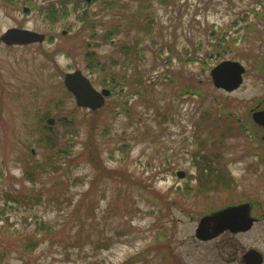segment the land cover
<instances>
[{
	"label": "rangeland",
	"instance_id": "obj_1",
	"mask_svg": "<svg viewBox=\"0 0 264 264\" xmlns=\"http://www.w3.org/2000/svg\"><path fill=\"white\" fill-rule=\"evenodd\" d=\"M149 2L139 9L134 0L0 1V37L10 28L47 37L26 46L0 40V264H232L231 254L264 249L261 225L208 242L195 235L204 216L246 192L247 141L235 117L264 97V2ZM33 4H65L68 13L52 22L38 8L24 12ZM85 12L95 29L81 20ZM113 27L118 34L108 40ZM121 41L138 43L141 58L128 59L117 49ZM86 52L103 66L89 68ZM192 54L204 64H185ZM223 60L246 68L234 92L213 84L211 72ZM78 70L99 92L118 74L139 85L119 86L91 111L63 84ZM188 85L203 96L185 94ZM49 135L54 146L41 142ZM59 148L69 150L63 163L54 155ZM205 157L223 173L231 169L239 189H223L211 176L210 192H195V162ZM187 187L191 194H180Z\"/></svg>",
	"mask_w": 264,
	"mask_h": 264
},
{
	"label": "water",
	"instance_id": "obj_2",
	"mask_svg": "<svg viewBox=\"0 0 264 264\" xmlns=\"http://www.w3.org/2000/svg\"><path fill=\"white\" fill-rule=\"evenodd\" d=\"M86 2L91 3L92 0H86ZM24 11L28 13L29 9L25 8ZM0 40L9 46H26L29 44L43 43L46 40V35L29 29L10 28L4 32ZM245 72L246 69L240 62L225 61L215 66L211 75L213 83L217 88L233 92L243 84V75ZM63 84L66 90L75 98V104L78 107L91 111H97L104 107L106 98L111 95L110 90L103 89L101 92L96 90L90 79L84 76L80 70L67 73ZM48 123L54 125L55 120L49 119ZM185 176V172H178V177L184 178ZM252 224V218L249 216V211L245 205L243 207H228L204 216L199 223L195 235L198 240L208 242L227 231L232 233L245 232L251 228ZM254 253L256 251H249L247 257H250Z\"/></svg>",
	"mask_w": 264,
	"mask_h": 264
},
{
	"label": "trees",
	"instance_id": "obj_3",
	"mask_svg": "<svg viewBox=\"0 0 264 264\" xmlns=\"http://www.w3.org/2000/svg\"><path fill=\"white\" fill-rule=\"evenodd\" d=\"M2 3H5V4H13L15 3V0H0ZM29 1V0H27ZM93 1H97V0H93ZM264 2V0H257V5H259L260 2ZM134 2H138L139 3V9L140 8H143L144 6H142V4H145L146 3V6L147 7H151V5H153V2H149V0H134ZM164 2H166V0H164ZM36 8H38V11L41 13V15H43V12L45 13V18L48 17V19L52 22H59V20L61 19L62 16H64L65 14L68 13L67 11V7L65 6L64 4V7L63 5H61V8H55L54 4H48L47 7L46 6H39L38 7V4H33L31 5V9L32 10H35ZM254 10V13H255V17H262L263 15V12H261L259 9H253ZM137 14H135L136 16ZM88 13L85 12V14H82L81 15V20L85 22V24L87 25L88 28H92V29H95L94 26L96 25V21H94L93 19L88 18ZM144 17V20H145V23L147 26H152V22H154V19L152 18L153 15L152 14H148V15H145L143 16ZM85 18V19H84ZM241 27H243L242 25H240ZM248 28L252 27V24H248L247 26ZM118 34V28L117 27H113L111 30L107 31L104 35H105V38L108 39V40H112L116 35ZM235 41V40H234ZM114 43V42H112ZM137 45L138 43H129V42H119V45L117 49H120L121 51H123L126 55H128V59L132 58V57H136V55L141 58L140 56V52H142V50L140 49H137ZM228 50V48H225V46L221 49L220 52L222 51H226ZM196 52V51H195ZM218 52V51H216ZM215 52V53H216ZM233 52V51H232ZM215 53H212V55H215ZM193 56L188 60L185 61V64L188 63H201V64H204V60L200 58V56H198L197 54H192ZM99 57L97 56H94V55H91L90 53L86 52V59L89 61L88 65H89V68L93 69V68H96V67H99L101 66L102 64V61H100L99 59H97ZM205 60L207 59V57H204ZM179 60L183 61L184 59L183 58H179ZM105 64H108L107 62H105ZM103 66V65H102ZM109 66V65H108ZM109 68L111 69V67L109 66ZM121 78V79H120ZM133 85V87L135 86H138L139 84H135L132 83V80H130L128 77H126V75L124 74H118V75H113L112 77V80L110 82V90L113 91L112 92V96L117 94V91H118V87L120 86H124V87H128L129 85ZM144 86H145V89L148 88V86L144 83ZM107 87V85H106ZM187 87V88H186ZM123 89V88H122ZM143 90V91H146V90ZM121 91H124L121 90ZM183 91L185 94H189V95H193L194 93L198 96H203L204 92L202 89H197V88H194V87H190L189 85L188 86H184L183 88ZM119 92V91H118ZM139 97L142 96V91L139 89V90H136L135 92ZM124 111L126 108H123ZM224 115H226L227 117L231 118V114L229 112V110H224L223 112ZM233 119V118H232ZM236 120L239 119V116L238 118H235ZM60 121L63 122V124H67L69 122H73L72 120L71 121H68L67 119H61ZM59 121V122H60ZM238 121H241V120H238ZM50 134L52 135L53 133V128L50 127ZM225 132V131H224ZM222 133V132H221ZM52 136H47V138H44L43 140H41V142L49 145V146H54L52 145L53 143V140L51 139ZM72 141H74V139H70ZM222 139H219V141H221ZM69 146V145H68ZM70 148V147H69ZM69 152L68 148H59L57 150H55L54 152V155L58 158V161L63 163L65 157H66V154ZM195 159H198L197 158V155H195ZM196 164V167L198 170L197 174L195 177H192V179H194L196 181V190L195 192H198L200 191L201 193H205V192H210L208 189L211 188V176H213L214 178H217V181L222 185L223 189H227L228 188V173L224 171L221 172L219 169H217L216 167H211V163H210V160H208L206 157L204 159H202L201 161L197 160L195 162ZM220 172V173H219ZM27 175L29 178H33L31 174H29V172H27ZM210 181V183H209ZM193 190L192 187H187L186 190H185V194L183 192H180V194H183L184 196L185 195H190L191 194V191ZM180 191V190H179ZM178 191V192H179ZM18 201V199H17ZM37 244H35L33 246L32 249H34L35 246H37Z\"/></svg>",
	"mask_w": 264,
	"mask_h": 264
},
{
	"label": "flooded vegetation",
	"instance_id": "obj_4",
	"mask_svg": "<svg viewBox=\"0 0 264 264\" xmlns=\"http://www.w3.org/2000/svg\"><path fill=\"white\" fill-rule=\"evenodd\" d=\"M243 119V120H242ZM239 123V130L245 136L247 146L244 149V157L241 160L245 162L242 172L246 175V182L242 187L243 198L229 204L227 207H237L245 205L252 218L253 224L250 229L242 233H231L235 235L246 234L254 229L255 226L261 225L264 228V97L256 99L253 106L248 110ZM239 161H232L237 164ZM228 189H239V184L233 172L228 171ZM256 251L250 257L247 254H241L240 259L237 254H231L230 263L235 264H264V249ZM251 251V250H250ZM247 257V258H246Z\"/></svg>",
	"mask_w": 264,
	"mask_h": 264
}]
</instances>
